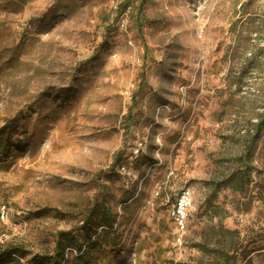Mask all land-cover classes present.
Wrapping results in <instances>:
<instances>
[{
    "label": "rangeland",
    "instance_id": "374dc122",
    "mask_svg": "<svg viewBox=\"0 0 264 264\" xmlns=\"http://www.w3.org/2000/svg\"><path fill=\"white\" fill-rule=\"evenodd\" d=\"M120 1L0 0V126L26 119L0 151V248L27 253L3 264L56 257L69 230L61 264H264V128L240 157L264 103V0H145L139 31Z\"/></svg>",
    "mask_w": 264,
    "mask_h": 264
},
{
    "label": "trees",
    "instance_id": "16d2710c",
    "mask_svg": "<svg viewBox=\"0 0 264 264\" xmlns=\"http://www.w3.org/2000/svg\"><path fill=\"white\" fill-rule=\"evenodd\" d=\"M135 0H121L117 6L116 9V15L114 20H116L118 18V16L127 8H131L134 4ZM145 0H137V3L135 6H133V11L132 14H134V18L135 21L138 24V31L141 29V25L143 20L145 19V16L143 15L142 12V7L144 4ZM145 83V77L143 75V72H141L140 75V82H139V86L138 89L132 94L131 96V106L128 109V112L125 116V125L129 126L134 120H135V114L133 113V106L135 104V96H137L142 88L143 85ZM262 111L257 114V121L255 123H253V131L252 133L247 132V137L245 138V142H244V154L240 157H243L245 163H248V161H250L252 153L254 152L255 148H256V143L257 140L259 139V137L261 136V132L264 128V103L262 104ZM20 118V120H18ZM19 118H5L4 119V123L2 126H0V151H2L3 149H5V147H7L9 144V134H10V130L14 129L17 125H18V121H25L26 119L24 117H19ZM239 157V158H240ZM120 161V157L118 156V154H114V159H113V165H115L117 162ZM247 165V164H246ZM248 175L249 173L246 170H237V171H233L231 172V174L229 175V178H227V180H225V183H227L229 185V187L234 190V191H243L244 187L246 185L249 184V179H248ZM222 185V183H219L215 186V189L213 191V195H215L216 191L218 190V188ZM215 197V196H214ZM95 205V203L93 204V206ZM102 209L105 211V213H107L106 208L102 207ZM50 211H55L58 212L55 208H51V207H43L41 209H38L36 212L37 213H48ZM90 219V216L89 218ZM103 222H104V226L112 228V223L113 220L110 217H105L103 218ZM91 225V220H85V224L80 226V229H83L84 231H89V228ZM71 231H57L55 234L56 237V244H55V252L57 253L56 257H63V253H64V246H62L61 241H62V237L64 235L70 234ZM95 238H92L90 240V243H95ZM91 246H85L84 249L81 250V246H78L77 251H78V256L77 259L82 260L85 258V256L88 254L89 250H90ZM26 251L23 250L22 247L17 246V245H13V246H6V247H2L0 248V264L3 263H8L9 261H11L13 258V255H18L19 257H24L26 255ZM55 256H51V255H45V254H41V255H35L33 258V262L35 264H61L59 262V260H57Z\"/></svg>",
    "mask_w": 264,
    "mask_h": 264
},
{
    "label": "built area",
    "instance_id": "2783aa9c",
    "mask_svg": "<svg viewBox=\"0 0 264 264\" xmlns=\"http://www.w3.org/2000/svg\"><path fill=\"white\" fill-rule=\"evenodd\" d=\"M188 204V194L187 192H182L177 201L173 204V211L178 220L180 228H183V220L185 216V207ZM7 215V211L4 206L0 208V219H3Z\"/></svg>",
    "mask_w": 264,
    "mask_h": 264
}]
</instances>
